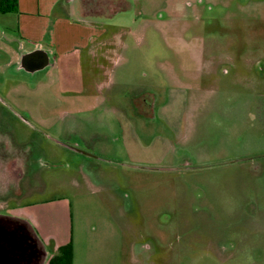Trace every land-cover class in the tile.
Returning <instances> with one entry per match:
<instances>
[{
	"label": "rangeland",
	"instance_id": "374dc122",
	"mask_svg": "<svg viewBox=\"0 0 264 264\" xmlns=\"http://www.w3.org/2000/svg\"><path fill=\"white\" fill-rule=\"evenodd\" d=\"M129 1L82 103L0 49V214L64 198L72 264H264V0Z\"/></svg>",
	"mask_w": 264,
	"mask_h": 264
},
{
	"label": "crops",
	"instance_id": "0c3cea01",
	"mask_svg": "<svg viewBox=\"0 0 264 264\" xmlns=\"http://www.w3.org/2000/svg\"><path fill=\"white\" fill-rule=\"evenodd\" d=\"M79 3L80 0H17L16 10L11 12L16 19V27L9 36L13 39L0 33V49L11 56L8 64L32 72L38 68L26 67L24 60L37 57L47 63L43 68L48 67L54 73L50 87L57 92L49 98L54 101L53 107L64 106L66 92L75 97L67 98V104L82 103L76 94L84 87L83 67L92 72L109 69L125 46L116 34H109L101 22L103 18L82 15ZM103 84L96 83V88L101 89ZM61 112L66 113L63 108ZM68 206L60 198L22 208V214L44 244L47 255L43 264H48L49 257L68 241L65 221ZM47 245H52V250H47Z\"/></svg>",
	"mask_w": 264,
	"mask_h": 264
},
{
	"label": "flooded vegetation",
	"instance_id": "af4514ba",
	"mask_svg": "<svg viewBox=\"0 0 264 264\" xmlns=\"http://www.w3.org/2000/svg\"><path fill=\"white\" fill-rule=\"evenodd\" d=\"M38 61L39 58L32 57L24 60L23 64L33 68ZM145 97L144 94L137 102H132V109L137 112L142 110L144 102H147ZM147 103H150L149 107L153 106L152 101ZM254 106L257 111L264 112V101ZM46 255L43 242L25 215L0 214V264H43Z\"/></svg>",
	"mask_w": 264,
	"mask_h": 264
},
{
	"label": "trees",
	"instance_id": "16d2710c",
	"mask_svg": "<svg viewBox=\"0 0 264 264\" xmlns=\"http://www.w3.org/2000/svg\"><path fill=\"white\" fill-rule=\"evenodd\" d=\"M17 0H0V13L6 14L16 10ZM131 8L129 0H80L79 12L82 15H96L110 18L116 12ZM48 264H72L71 244L59 246L56 253L48 259Z\"/></svg>",
	"mask_w": 264,
	"mask_h": 264
},
{
	"label": "water",
	"instance_id": "95a60500",
	"mask_svg": "<svg viewBox=\"0 0 264 264\" xmlns=\"http://www.w3.org/2000/svg\"><path fill=\"white\" fill-rule=\"evenodd\" d=\"M31 55H33V53H32V54H29V55H26V57L31 56ZM46 64H47V63H46L45 61H43L42 59H40V60L37 62V64L35 65V68H38V69L43 68ZM71 148H73L74 150H77V151H79V152H82V153L87 154L86 152H84V151H82V150H79V149H77V148H74V147H71Z\"/></svg>",
	"mask_w": 264,
	"mask_h": 264
}]
</instances>
